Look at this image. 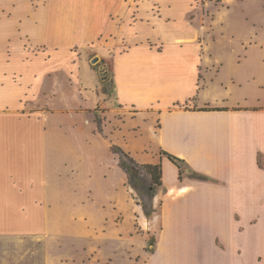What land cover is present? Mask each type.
Returning a JSON list of instances; mask_svg holds the SVG:
<instances>
[{
	"label": "crops",
	"instance_id": "obj_1",
	"mask_svg": "<svg viewBox=\"0 0 264 264\" xmlns=\"http://www.w3.org/2000/svg\"><path fill=\"white\" fill-rule=\"evenodd\" d=\"M101 1L113 23L111 13L123 17L127 0ZM235 1L203 20L189 0L191 31L173 35L164 2L157 17L140 10L124 27L90 33L84 48H105L108 34L135 22L157 37L123 32L131 46L95 51L110 59L117 106L100 79L94 108H106L103 129L88 134L82 106H71L82 95L72 92L71 76L82 82L75 44L65 43L66 0H0V264H115L119 253L117 264H264V35L254 21L248 30L233 27ZM214 107L225 109L199 110ZM111 144L161 164L152 251L145 234L128 249L118 232L97 236L101 199L129 188ZM160 149L211 180H180ZM72 240L85 255L71 254ZM104 246L116 255H103Z\"/></svg>",
	"mask_w": 264,
	"mask_h": 264
},
{
	"label": "rangeland",
	"instance_id": "obj_2",
	"mask_svg": "<svg viewBox=\"0 0 264 264\" xmlns=\"http://www.w3.org/2000/svg\"><path fill=\"white\" fill-rule=\"evenodd\" d=\"M128 3L124 6L125 13L123 17L116 13L115 16L110 14V17L115 21H111L108 16H106V9L101 0H66V10L70 9L71 12L66 11L65 15L70 16L71 24L68 29L69 39L67 41L71 44H75V47L72 49L75 50L77 55L74 57V66L77 65L79 79L82 84H78L75 77L72 78L71 90L79 92L82 95H78L79 99L72 97L71 106L77 107L78 105L82 106V114H84L87 119L85 122V129L88 134L90 133H101L104 124V114L103 111L106 108L94 107L97 105L101 94L97 93L95 87L99 85L100 79L102 80L103 88L106 90L107 98L111 107H116L115 93L112 84V65L110 59H103L95 55V51L105 54L108 51L113 52L114 50H124L127 47L131 46L126 37H134V33L138 36L148 37H157L156 32L146 28V25L143 23L137 24L136 22L129 26L124 31L123 28H120L117 33L108 34L106 39H110V45H105L102 47L94 43L92 48H84L89 41V34L100 31L103 34L112 32L116 29L115 25L125 26L127 21L131 23L134 20V17L137 15L140 10L141 12L146 13V15L156 16L158 15L159 5L164 2L166 5H170V8L167 9V13L172 16L175 21L168 25L166 33L173 35L177 32H186L191 31L189 27L187 12L192 8L190 6L189 0H127ZM192 4L195 6L196 10L202 12V19L206 20L207 16L214 14L216 10L223 11L224 7L232 0H192ZM264 1V0H263ZM260 0H237L232 4V15L231 23L235 29L238 30H248L250 23L254 21L260 32L264 35V2ZM263 2V4H262ZM193 6V8H194ZM140 7L141 9H138ZM56 16H58L59 8L58 4L55 3ZM194 17V14L191 15ZM137 18V17H136ZM143 18V17H142ZM141 18V20H142ZM199 16H196L194 25L198 24ZM204 23V21H203ZM125 33L124 37L122 33ZM144 41V42H143ZM142 44L149 45L158 44L156 41H150L149 39H141ZM138 45V44H136ZM78 49V50H77ZM80 53V55L78 54ZM89 55L94 57L89 59ZM97 57L98 60L95 63H92L91 60ZM98 70V72H97ZM105 76L104 78H102ZM105 81V82H104ZM84 85L85 88L84 89ZM94 108V109H93ZM224 110V107H214ZM73 109V108H72ZM93 109V110H92ZM92 110V113H91ZM72 110V118H73ZM93 114V115H92ZM107 137V136H106ZM121 147V146H120ZM122 148V147H121ZM123 149V148H122ZM124 150V149H123ZM125 151V150H124ZM128 152V151H126ZM129 153V152H128ZM130 154V153H129ZM131 155V154H130ZM132 156V155H131ZM140 163V162H139ZM145 164V163H144ZM188 165V164H187ZM192 169V168H191ZM193 170V169H192ZM196 172V171H195ZM199 173V172H198ZM202 174V173H201ZM205 175V174H204ZM209 177V176H208ZM210 178V177H209ZM211 180V178H210ZM213 180V179H212ZM126 189V190H125ZM120 187L118 195L111 199H101V211L102 216L98 218L97 226L100 229L97 231V236H102V238H116V232L119 233V239L124 241V248L128 249L127 245L129 243L139 245L141 237L143 234L146 235V239L152 234L158 231L160 222H159V213H160V201L155 200V196L152 199V205L155 209L154 214L147 219L141 209V206L136 204L135 199L130 197V194H135L132 189ZM140 197L143 199L147 205L149 204V198L139 191ZM29 201H27L28 203ZM82 200H76L72 203V208L77 212H81ZM88 203V201L86 200ZM86 203V204H87ZM27 205V204H26ZM138 205V207L136 206ZM100 207V206H99ZM28 208V207H27ZM28 208V220L31 217L29 215ZM2 235L1 225H0V237ZM133 235V237H131ZM95 237L94 233L91 235ZM71 245V254L85 255L86 251L82 250L81 245L78 242L72 240ZM77 249V251H75ZM103 249V255L105 254H114L116 248L107 246ZM116 255V254H114ZM121 254H117L118 258H115V264L117 261L121 260ZM106 261V260H104ZM107 262V261H106Z\"/></svg>",
	"mask_w": 264,
	"mask_h": 264
},
{
	"label": "trees",
	"instance_id": "obj_3",
	"mask_svg": "<svg viewBox=\"0 0 264 264\" xmlns=\"http://www.w3.org/2000/svg\"><path fill=\"white\" fill-rule=\"evenodd\" d=\"M103 76L102 78H104ZM105 82V81H104ZM103 91L106 90L103 88ZM199 110H221L220 108H199ZM111 151L118 157V166L126 174V183L135 194L132 197L136 204L141 206L144 216L149 219L154 214L155 209L152 205L154 196L162 190V167L160 163H139L128 152L124 151L119 145L111 144ZM159 154L167 157L178 169V176L181 180L184 176L192 179L208 181L210 178L207 175L195 172L192 170L185 160L160 149ZM258 163L262 164V157L258 156ZM139 191L149 198V204L143 202ZM160 229V226L158 230ZM155 243V233L149 236L146 240V251H152V246Z\"/></svg>",
	"mask_w": 264,
	"mask_h": 264
},
{
	"label": "water",
	"instance_id": "obj_4",
	"mask_svg": "<svg viewBox=\"0 0 264 264\" xmlns=\"http://www.w3.org/2000/svg\"><path fill=\"white\" fill-rule=\"evenodd\" d=\"M97 60H98V58L95 57V58H93V59L91 60V62H92V63H95Z\"/></svg>",
	"mask_w": 264,
	"mask_h": 264
}]
</instances>
